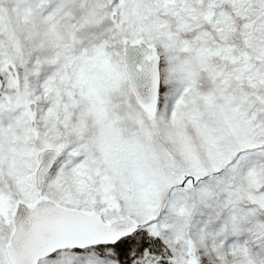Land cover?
I'll return each instance as SVG.
<instances>
[{
	"label": "snow or ice",
	"instance_id": "snow-or-ice-1",
	"mask_svg": "<svg viewBox=\"0 0 264 264\" xmlns=\"http://www.w3.org/2000/svg\"><path fill=\"white\" fill-rule=\"evenodd\" d=\"M0 264H264V0H0Z\"/></svg>",
	"mask_w": 264,
	"mask_h": 264
}]
</instances>
